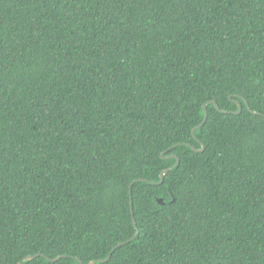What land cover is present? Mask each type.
Wrapping results in <instances>:
<instances>
[{
  "label": "trees",
  "instance_id": "trees-1",
  "mask_svg": "<svg viewBox=\"0 0 264 264\" xmlns=\"http://www.w3.org/2000/svg\"><path fill=\"white\" fill-rule=\"evenodd\" d=\"M130 239L97 264H264V0H0V264Z\"/></svg>",
  "mask_w": 264,
  "mask_h": 264
},
{
  "label": "water",
  "instance_id": "water-1",
  "mask_svg": "<svg viewBox=\"0 0 264 264\" xmlns=\"http://www.w3.org/2000/svg\"><path fill=\"white\" fill-rule=\"evenodd\" d=\"M245 103H246L247 109H248L250 112H252V113L255 114V115H259L258 113L253 112V111L251 110V108H250V106H249V104H248L247 102H245ZM208 104H213V105L215 106V108H216L219 112H221V113H224V114H227V113H228L227 111H223V110H221V109L219 108L218 104H217L215 101H211V102H209V103H206V104L203 106V108H204V112H205V119H204V121H203L199 126H197L195 129H193V133L196 132V131H197L198 129H200L201 127H203V126L205 125V123L207 122V119H208L207 105H208ZM237 104H238L239 109H238L237 112L234 113L235 115H239V114H241V112H242V105H241V103L237 102ZM194 137H195V139H196L199 143H201L200 140H199L198 138H196V136H194ZM185 145L188 146V147H190L191 149H193L195 152H198V153H199V152H203L204 149H205V146H204V144H202V143H201V145H202V149H201V150L196 149L193 145H191V144H189V143H186ZM177 146H178V145H175L173 148H176ZM161 157H162V159H175V160H176V163H175V165L172 166L170 169L165 170V171L162 172V174H161V180H160V182H159L158 184H162V183H163V180H164V176H165L169 171L173 170V168L177 167V166L180 164V159H179V157H178L177 155H169V156H166V153H163ZM140 181H145V180L142 179V180H140ZM134 182H135V181H134ZM134 182L130 185V200H131L130 204H131V207H132V186H133ZM152 184H156V183H152ZM159 203L162 204V205L164 204L163 200H161V199L159 200ZM134 224L136 225V223H134ZM137 235H138V233H137ZM137 235H136V236H137ZM133 239H134V238H133ZM133 239H130V240H128L127 242H123V243L118 244V245L112 250V252L109 254V256H108L106 259H104V260H95V261L90 262L89 264H97V263H102V262H104V263L108 262V261L110 260L111 256H112V253H113L118 247H121V246L125 245L126 243H130ZM37 257H39V255L27 256L23 261L20 262V264H23L24 261H31V260L37 259ZM62 257H63V256H59V257H57V258H55V259H50V258H47V259H48L50 262H57V261H59ZM80 263L83 264V262H81V261H80Z\"/></svg>",
  "mask_w": 264,
  "mask_h": 264
},
{
  "label": "snow or ice",
  "instance_id": "snow-or-ice-1",
  "mask_svg": "<svg viewBox=\"0 0 264 264\" xmlns=\"http://www.w3.org/2000/svg\"><path fill=\"white\" fill-rule=\"evenodd\" d=\"M192 135H193V136H195V135H196V133L194 132ZM37 258H39V257H37Z\"/></svg>",
  "mask_w": 264,
  "mask_h": 264
}]
</instances>
